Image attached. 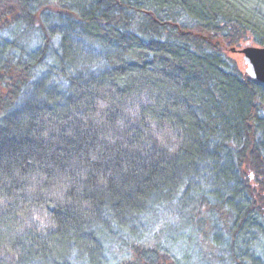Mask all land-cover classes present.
Wrapping results in <instances>:
<instances>
[{
	"label": "trees",
	"instance_id": "obj_1",
	"mask_svg": "<svg viewBox=\"0 0 264 264\" xmlns=\"http://www.w3.org/2000/svg\"><path fill=\"white\" fill-rule=\"evenodd\" d=\"M201 32L264 46V0H0V264H190L163 214L264 264V83Z\"/></svg>",
	"mask_w": 264,
	"mask_h": 264
},
{
	"label": "rangeland",
	"instance_id": "obj_2",
	"mask_svg": "<svg viewBox=\"0 0 264 264\" xmlns=\"http://www.w3.org/2000/svg\"><path fill=\"white\" fill-rule=\"evenodd\" d=\"M36 26L39 27L38 23L36 24ZM201 34L203 37L205 35L206 39L212 44L219 47L225 53L226 57L234 61L238 68L241 71L245 72L246 65L243 60V54L239 52V50L248 43H250L251 45L257 44L253 43L251 40H245L241 41L238 44L228 45L227 43L222 42L221 38L217 35H214L213 33L201 32ZM4 38H6V36H4ZM187 201L190 202L191 200ZM173 212L178 214L183 213L185 215L184 208H174ZM187 215H189V212H186V216ZM212 217L213 215L211 216V218ZM185 219L180 221L179 219H175L172 215L163 214L162 220L169 221L168 225L161 230H158L159 233L155 235L153 234V232L156 228L153 227V224H151V226H148V224L146 225V223H144L143 228L145 230L141 234L140 238H144V240H147V237L148 239L149 237H151L153 238L152 241H154L153 244L157 239L161 247L171 249L173 255L184 263H187V261H189L190 264H208L209 261L212 262L213 258H216L215 246L212 243L217 234L215 232L212 234L211 243L207 240V237H204L205 229H208L207 227L205 229H202V227H196V229L194 226L195 224L193 226L189 225L188 227L184 226L186 221ZM208 238H210L209 233ZM251 246H256L258 251H263L264 238H260V240H258L256 243H251L250 247ZM261 256H263V254ZM135 258L136 257L132 254L125 252L118 247L109 245L107 254L105 256V264H131V261L135 260Z\"/></svg>",
	"mask_w": 264,
	"mask_h": 264
},
{
	"label": "water",
	"instance_id": "obj_3",
	"mask_svg": "<svg viewBox=\"0 0 264 264\" xmlns=\"http://www.w3.org/2000/svg\"><path fill=\"white\" fill-rule=\"evenodd\" d=\"M239 52L243 54L246 65L245 73L249 77L264 83V46L248 43Z\"/></svg>",
	"mask_w": 264,
	"mask_h": 264
}]
</instances>
